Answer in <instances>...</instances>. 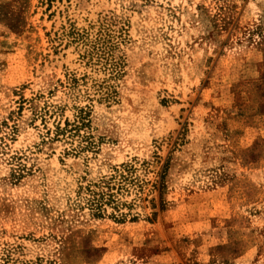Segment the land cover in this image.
<instances>
[{
    "label": "rangeland",
    "instance_id": "374dc122",
    "mask_svg": "<svg viewBox=\"0 0 264 264\" xmlns=\"http://www.w3.org/2000/svg\"><path fill=\"white\" fill-rule=\"evenodd\" d=\"M0 264H264V0H0Z\"/></svg>",
    "mask_w": 264,
    "mask_h": 264
},
{
    "label": "trees",
    "instance_id": "16d2710c",
    "mask_svg": "<svg viewBox=\"0 0 264 264\" xmlns=\"http://www.w3.org/2000/svg\"><path fill=\"white\" fill-rule=\"evenodd\" d=\"M113 179V176L107 178V179H103L101 180V182L99 184H96L95 187L99 188L100 190L97 191H92V196H93V202L95 204V209L98 212L102 211L101 205H103L106 201L105 196L107 194V192L111 191V181ZM107 190V191H106ZM109 196V200L111 198L110 195Z\"/></svg>",
    "mask_w": 264,
    "mask_h": 264
}]
</instances>
